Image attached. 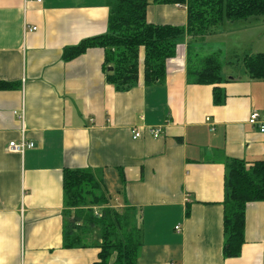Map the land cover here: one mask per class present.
Returning <instances> with one entry per match:
<instances>
[{
    "label": "crops",
    "instance_id": "obj_1",
    "mask_svg": "<svg viewBox=\"0 0 264 264\" xmlns=\"http://www.w3.org/2000/svg\"><path fill=\"white\" fill-rule=\"evenodd\" d=\"M148 1L150 23L186 26V7ZM109 13L107 0H0V81L18 85L0 90V264L98 260L95 245L64 246L65 168L98 173L113 207L136 210L137 264H264V202L248 205L241 256L223 255L225 160L264 158V132L249 123L253 112L264 121V82L234 79L229 68L225 101L215 105V86L189 81L186 36L163 84L145 85L142 49L138 83L117 92L103 49L63 60L65 48L107 33ZM255 22L264 27V19L226 22L208 39L214 47L196 50L257 53L247 34L225 43L227 28ZM23 129L35 148L9 152Z\"/></svg>",
    "mask_w": 264,
    "mask_h": 264
},
{
    "label": "trees",
    "instance_id": "obj_2",
    "mask_svg": "<svg viewBox=\"0 0 264 264\" xmlns=\"http://www.w3.org/2000/svg\"><path fill=\"white\" fill-rule=\"evenodd\" d=\"M157 4L186 7V26L156 25L148 21V0H107L108 31L67 47L63 60L68 62L93 48L104 50L103 70L107 82L117 92H128L140 77V54L144 50L143 75L146 86L165 82L167 62L175 57L178 44L189 42V81L213 85L214 104L222 105L225 94L220 88L234 79L247 77L264 82V52L202 55L195 45L209 42L217 28L226 22L264 19V0H154ZM234 71H233V70ZM227 74V76H226ZM1 82L0 90L17 88ZM224 182V247L226 259L238 258L246 243V212L253 202H264V158L249 165L226 158ZM66 210L64 246L66 249L95 245L100 249L93 264H137L143 246V232L136 224V210L115 208L103 177L91 170L65 168L63 174ZM98 234L97 241L92 239Z\"/></svg>",
    "mask_w": 264,
    "mask_h": 264
},
{
    "label": "rangeland",
    "instance_id": "obj_3",
    "mask_svg": "<svg viewBox=\"0 0 264 264\" xmlns=\"http://www.w3.org/2000/svg\"><path fill=\"white\" fill-rule=\"evenodd\" d=\"M261 27L262 26L257 25V23L255 22L251 26H249L248 29H241V28H243V26H237V25H236V27H232L230 29L227 28L226 33H228V36H230V37H229V40L228 39L227 40L225 39L226 40L225 43L226 44H229L228 43L229 41L231 43L232 36L236 37V36H239L240 35V36H243L244 37V35L247 34V36L249 37V40L251 39V44L254 45L252 47L250 46V48L252 49V51H254V52L263 51L264 52V35L262 34V31H263V28L264 27H262V28ZM256 35H258V36H256ZM215 40H217V38H214V40L211 43H210V41L209 42H206L205 45H204V47L211 49L212 47L215 46V44H217V41H215ZM225 40L222 41V44H224V45H226L224 43ZM242 40H244V39H242ZM243 43H246V42L244 41ZM195 47L197 49L200 48V46H198V44H196ZM201 47H203V45ZM216 48L217 47H215L214 50L202 51L200 53L202 55H207V54L212 53V52H217L216 51ZM222 57L224 58V55L223 54H222ZM96 238L97 239L99 238L98 234L96 235Z\"/></svg>",
    "mask_w": 264,
    "mask_h": 264
},
{
    "label": "built area",
    "instance_id": "obj_4",
    "mask_svg": "<svg viewBox=\"0 0 264 264\" xmlns=\"http://www.w3.org/2000/svg\"><path fill=\"white\" fill-rule=\"evenodd\" d=\"M42 0H37V2H41ZM37 28H32V30H36ZM31 30V29H30ZM25 114L22 111L20 118L22 121H24ZM249 123L254 125V126H259L261 131L264 132V121H261L260 115L258 112H253L250 116ZM23 135L22 138L19 141H12L8 145V151L12 153H20L23 154L26 150H30L35 148V143L32 141H29L25 135V129H23ZM150 134L154 138H159L162 133V127H153L149 129ZM142 134L139 130L135 129L133 130V138L134 139H139L141 138ZM179 229V228H177Z\"/></svg>",
    "mask_w": 264,
    "mask_h": 264
}]
</instances>
